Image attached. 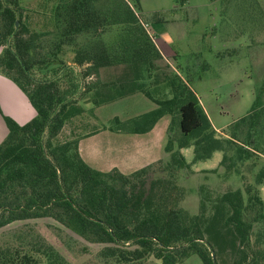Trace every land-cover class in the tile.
<instances>
[{
    "label": "trees",
    "instance_id": "trees-1",
    "mask_svg": "<svg viewBox=\"0 0 264 264\" xmlns=\"http://www.w3.org/2000/svg\"><path fill=\"white\" fill-rule=\"evenodd\" d=\"M113 24V38L103 39L101 31ZM0 47V72L36 109L23 123L3 114L8 132L0 142V227L50 216L101 243L91 264H175L192 253L203 264H264V102L258 93L249 110L218 133L190 84L176 71H159L154 60L161 52L125 0H0ZM67 50L72 62L87 64L81 76L118 62L129 66L128 87L119 83L91 101L133 91L150 97L154 108L115 117L111 129L145 132L170 114L180 134L168 135L165 157L128 172L97 169L83 159L79 139L95 129L82 133L76 123L83 108L71 94L81 76L73 66L60 73L57 65ZM67 123L69 136L57 139ZM188 145L194 160L222 152L216 168L202 170L208 182L197 185L195 213L181 205L186 188L178 181L193 173L180 151ZM0 264L70 260L24 225L0 240Z\"/></svg>",
    "mask_w": 264,
    "mask_h": 264
},
{
    "label": "rangeland",
    "instance_id": "rangeland-1",
    "mask_svg": "<svg viewBox=\"0 0 264 264\" xmlns=\"http://www.w3.org/2000/svg\"><path fill=\"white\" fill-rule=\"evenodd\" d=\"M125 1L161 52V58L154 60L160 65L159 71H176L190 84L218 133L225 132L229 123L249 110L257 93L264 102V0ZM115 30L116 25L113 24L101 31V37L110 40ZM78 41L84 42V37L79 36ZM65 54L67 56L57 64L62 68L60 73L73 66L74 71L82 75L87 64L72 62L71 51L67 50ZM52 66L49 64L47 68ZM128 70L129 66L123 62L101 66L96 71L80 75L79 85L71 94V98H76L83 108L76 122L79 131L95 129L81 136L80 142L85 161L97 169L122 166L123 162L136 164L137 160H130L135 152L125 148L126 137L134 133L111 129V125L115 117L127 119L156 106L142 91H133L98 104L91 101L99 94L110 92V89L116 90L119 83L128 87L129 75L125 73ZM171 120V115L166 113L150 130L140 132L141 144L152 149L147 157H163L168 135L180 134L178 121L171 125ZM70 126L71 123H67L56 138L68 137ZM180 151L193 170L190 175L178 176V181L186 188L181 205L195 213L198 209L197 185L205 180L202 170L216 168L222 152L215 150L206 159L194 160L192 145L181 147ZM205 181L208 182L207 179ZM259 189L264 198L261 185ZM24 225L33 226L43 233L67 254L70 264H91V253L94 254V250L101 246V243L86 240L50 216L4 225L0 227V240L10 238L13 229ZM85 248L90 252L81 253L80 249ZM192 257L203 264L196 253L189 256L187 264H196Z\"/></svg>",
    "mask_w": 264,
    "mask_h": 264
},
{
    "label": "crops",
    "instance_id": "crops-1",
    "mask_svg": "<svg viewBox=\"0 0 264 264\" xmlns=\"http://www.w3.org/2000/svg\"><path fill=\"white\" fill-rule=\"evenodd\" d=\"M35 113H36V109L30 102L27 94L20 88V86L14 80H12L8 76L0 72V142L4 139V137L8 132V128L3 118V114L10 115L18 122L23 123L28 119H30L31 117H33ZM216 129L218 130V128ZM132 133H134V135H131V137H126L125 139L127 143V146H125V148H127L129 152H135V155H133L130 158V160H137L136 164L131 165V164H126V162H123L121 163L122 166L112 165L111 167L115 166L119 168L121 171L128 172L137 167L145 165L152 160L157 159L155 156L153 157L151 156L150 158L147 157V155H149L152 152V149L150 148L149 150L148 146L141 144L142 143L141 142L142 138L140 137L141 133L140 132H132ZM129 141L131 142L133 141L135 142V144H131V142L128 143ZM79 149L81 156L83 157L80 139H79ZM165 155L163 157H165ZM261 186L262 189H264V183H262ZM189 256H191V254L175 264H187V260H189ZM192 258L194 259L195 257ZM194 260L196 264H200L199 261H197L196 259Z\"/></svg>",
    "mask_w": 264,
    "mask_h": 264
}]
</instances>
